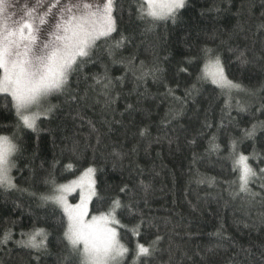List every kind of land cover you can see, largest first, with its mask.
<instances>
[{
    "label": "trees",
    "instance_id": "trees-1",
    "mask_svg": "<svg viewBox=\"0 0 264 264\" xmlns=\"http://www.w3.org/2000/svg\"><path fill=\"white\" fill-rule=\"evenodd\" d=\"M129 3L122 0L113 34L128 38L115 57L124 62L114 64L101 41L96 62L71 77L72 93L87 90V101L51 97L57 108L38 120V131L19 133L16 188H0V236L11 233L0 245V264H60L63 213L39 195L52 191V180L58 185L88 167L95 169L99 194L92 214L119 197L136 213L127 207L120 213L128 229L146 221L139 235L120 230L130 249L162 237L150 264H264V198H233L239 173L230 158L235 141L238 153L257 154L248 161L257 172L264 168V130L244 139L245 129L264 123V0H187L175 24L162 22L150 32L130 14ZM204 49L220 57L228 79L254 94L229 97L201 79ZM105 69L115 83L110 105L99 89L88 90L92 76ZM5 103L0 97V125L10 126L15 117ZM260 183L249 187L262 192ZM33 225L49 234V251L39 260L15 243Z\"/></svg>",
    "mask_w": 264,
    "mask_h": 264
},
{
    "label": "snow or ice",
    "instance_id": "snow-or-ice-1",
    "mask_svg": "<svg viewBox=\"0 0 264 264\" xmlns=\"http://www.w3.org/2000/svg\"><path fill=\"white\" fill-rule=\"evenodd\" d=\"M186 6L187 0H130L129 3L130 14L144 25L145 32L152 31L162 22L175 24ZM18 7L10 0H0V97L6 101L3 107L15 117L13 125H0V128L13 129L10 133L0 131V188L5 189L16 187L11 172L16 167L15 157L20 153L19 133L24 129L38 131L37 120L41 115L47 118L57 108L49 103L51 97L65 96L69 101L86 102L88 91L83 96L73 94L71 77L83 73L89 63L96 62L94 57L101 41L107 45L104 51L112 62L123 63L115 57L128 40L123 33H119L118 38L113 35L119 32L117 12L123 11L122 0H36L35 4H26L20 12L22 18L15 20V13L12 16L8 13ZM36 19L39 25H36ZM10 20L13 23H9ZM203 52L206 63L201 79L210 80L229 97L233 91L249 92L240 83L227 78L218 55L211 49ZM238 59L242 65L248 63L243 53ZM84 79H88L87 75ZM91 79L94 83L88 85V90L97 92L99 89L98 95L108 98V105L114 102L111 91L115 83L107 75V69L104 74L93 75ZM116 79L122 81L123 77ZM261 130H264V123L253 124L244 130V139L255 140ZM216 147L213 145L212 149ZM230 158L233 172L239 173L238 183L232 182L236 185L231 192L233 198H247L249 202L264 198V191L254 192L249 187L259 180V187L264 190V168L257 172L248 163L250 159L258 158L257 154L238 153L234 141ZM67 167L71 168V164ZM94 172L95 169L89 167L79 179L66 184L57 185L52 180V192L39 195L42 204L53 203L63 213L64 249L59 257L60 264H128L129 256L133 264H150L162 237L156 236L147 245L137 242L136 248L130 249L122 241L120 230H131L139 235L146 221L141 219L128 229L122 223L120 213L126 207L130 214L136 213L119 197L114 198L107 209L92 214L89 205L94 197L99 199L96 181L92 178ZM76 189H79V202L69 203L67 197ZM126 191V185L120 188V192ZM20 235L22 238L15 242L16 245L29 250L34 259L39 260L40 255L49 251V234L44 227L33 225ZM9 239L11 233L6 231L0 236V245Z\"/></svg>",
    "mask_w": 264,
    "mask_h": 264
},
{
    "label": "rangeland",
    "instance_id": "rangeland-1",
    "mask_svg": "<svg viewBox=\"0 0 264 264\" xmlns=\"http://www.w3.org/2000/svg\"><path fill=\"white\" fill-rule=\"evenodd\" d=\"M10 2H12V3H14V4H18L19 5V7L18 8H13V10L12 11H10L9 13H8V15H10V16H12L14 13H15V20H20L22 17H21V15H20V12H21V9H23L24 7H25V5L26 4H35L36 3V0H10ZM45 2H46V0H45ZM36 16V13L34 12L33 13V17H35ZM25 19H30V18H27V17H24ZM9 23H13V21H9ZM35 23H36V25H39V21H38V19H36L35 20ZM204 68H205V65H204ZM50 101H51V98L49 99V103H50ZM41 117H44V115H41ZM40 117V118H41ZM37 122H38V120H37ZM89 168V167H88ZM93 168V167H92ZM87 169V168H86ZM85 169V170H86ZM85 170H83L77 177H75V178H72V179H70V180H68V181H66V182H62V183H59V184H66V183H69V182H71V181H73V180H77V179H79L80 177H81V175H82V173H84V171ZM11 175H12V177H13V174H12V172H11ZM94 180H95V172H94V174H93V177H92ZM13 183L15 184V182H14V178H13ZM58 184V185H59ZM16 185V184H15ZM53 187V186H52ZM16 188V187H15ZM15 188H11V189H8V190H12V189H15ZM3 189H5V188H3ZM52 192V191H51ZM50 192V193H51ZM79 189H76V190H74L71 194H69L68 195V197H67V199H68V201H69V203H72V204H75V203H78L79 202ZM90 206V205H89Z\"/></svg>",
    "mask_w": 264,
    "mask_h": 264
}]
</instances>
